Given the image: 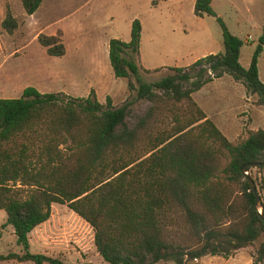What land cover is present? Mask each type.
Instances as JSON below:
<instances>
[{"label":"trees","instance_id":"1","mask_svg":"<svg viewBox=\"0 0 264 264\" xmlns=\"http://www.w3.org/2000/svg\"><path fill=\"white\" fill-rule=\"evenodd\" d=\"M20 1L28 16L43 2ZM193 13L215 16L210 0H197ZM216 20L223 53L209 54L185 69L168 68L175 75L154 83L143 82L140 75L149 71L138 66L137 20L131 23L129 42L109 40L113 76L133 78L136 86L128 82L129 90L136 92L137 100L152 103L134 128L125 124L127 106L113 108L109 98L104 106L92 91L86 98H70L26 87L19 98L0 99V210L5 213L1 229L10 227L24 251L0 254V261L67 264L28 252V234L48 220L52 204H60L91 227L95 249L106 264L170 259L180 263L185 253L164 241V221L172 213L182 215L195 236L204 238L201 248L186 254L191 260L206 255L227 258L231 251L257 243L252 264H264V224L241 173L246 164L264 163V131L251 132L232 144L191 100L192 93L226 75L264 104V85L257 71L261 47L242 68L241 41ZM1 26L9 34L17 28L9 10ZM37 41L48 56L64 55L58 36L40 34ZM154 113L170 118L169 127L144 131ZM253 171L264 168L245 169L264 215V184ZM223 220L224 232L215 230Z\"/></svg>","mask_w":264,"mask_h":264},{"label":"rangeland","instance_id":"2","mask_svg":"<svg viewBox=\"0 0 264 264\" xmlns=\"http://www.w3.org/2000/svg\"><path fill=\"white\" fill-rule=\"evenodd\" d=\"M196 1L43 0L36 12L28 16L20 0H0V99L19 98L26 87L70 98H86L92 91L104 106L107 98L113 108L127 106L125 124L128 128L136 127L152 103L137 100L136 92L128 88V82L136 86L133 78L116 79L108 60L109 40L129 42L134 20L140 25L138 66L149 71L140 72L143 82L154 83L175 75L168 68L185 69L209 54L223 53L222 30L216 20L220 19L242 43L239 51L242 68L249 66L254 52L261 47L257 71L264 85V0H210L214 17H196L193 13ZM7 10L18 24L12 34L1 26ZM40 34L58 36L64 55L48 56L37 41ZM191 100L219 130L225 131L232 144L242 142L251 132L264 131V104L226 75L192 93ZM169 125L170 118L154 113L144 124V131L156 132ZM139 137L137 146L141 147L144 144L141 132ZM252 175L264 184V172L253 171ZM262 199L264 202V192ZM4 222L5 213L0 210V254H22L13 230L1 229ZM164 224V241L185 254L180 263L170 259L156 264H245L241 257L228 263L225 259L238 252L251 257L258 246L256 243L231 251L227 258L206 255L191 260L186 254L201 248L204 238L195 236L184 217L177 213H172ZM226 225L223 220L214 229L224 232ZM27 243L30 254L57 258L67 264H106L95 249L91 227L66 205L52 204L48 220L28 234ZM0 264L33 263L10 260Z\"/></svg>","mask_w":264,"mask_h":264},{"label":"water","instance_id":"3","mask_svg":"<svg viewBox=\"0 0 264 264\" xmlns=\"http://www.w3.org/2000/svg\"><path fill=\"white\" fill-rule=\"evenodd\" d=\"M251 167V168H258V167H262L264 168V163H249L246 164L245 166H243L241 168V173L244 175V178L247 182V184L249 185L250 189L252 190L253 194H254V209L257 210L258 216L259 218L262 220L263 224H264V215H263V208L259 199V195L257 193L256 190V186L254 184V182L250 179V177L247 175V173L245 172V169Z\"/></svg>","mask_w":264,"mask_h":264},{"label":"crops","instance_id":"4","mask_svg":"<svg viewBox=\"0 0 264 264\" xmlns=\"http://www.w3.org/2000/svg\"><path fill=\"white\" fill-rule=\"evenodd\" d=\"M33 15V14H32ZM31 16V15H30ZM18 25V24H17ZM229 78V77H228ZM231 80V78H229ZM232 81V80H231ZM233 82V81H232ZM236 83V82H233ZM206 115V114H205ZM207 117V116H206ZM208 118V117H207ZM209 119V118H208ZM215 125V124H214ZM216 126V125H215ZM217 127V126H216ZM226 138L229 139L228 135L223 130H219ZM227 139V140H228ZM229 141V140H228ZM230 142V141H229ZM236 257H241L245 260V264H252V259L249 255L245 254L244 252H238L233 257H229L228 259H225V262H229L230 260H234Z\"/></svg>","mask_w":264,"mask_h":264},{"label":"built area","instance_id":"5","mask_svg":"<svg viewBox=\"0 0 264 264\" xmlns=\"http://www.w3.org/2000/svg\"><path fill=\"white\" fill-rule=\"evenodd\" d=\"M247 40L249 41L250 40V37H248Z\"/></svg>","mask_w":264,"mask_h":264}]
</instances>
